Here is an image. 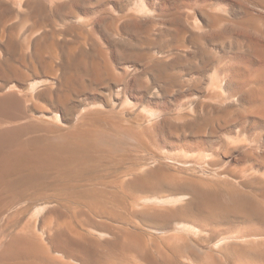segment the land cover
Returning <instances> with one entry per match:
<instances>
[{
  "label": "bare ground",
  "instance_id": "obj_1",
  "mask_svg": "<svg viewBox=\"0 0 264 264\" xmlns=\"http://www.w3.org/2000/svg\"><path fill=\"white\" fill-rule=\"evenodd\" d=\"M45 1L46 2L48 1L51 4V6L55 5V3H54L55 0H44V2ZM65 1L66 0H64V2ZM68 1L72 2L71 0H68ZM34 2H35V0H0V220H2L1 216H4L2 214H6L7 217H9V218L13 216V214L15 213L14 211H16L18 209L17 208L16 210H14L15 204H16L17 200L19 199L18 198L19 195H21L24 191H27V193H28V189L39 188L44 183L46 184L47 181H51V182L53 181L54 187L59 193H62L64 195L69 194V196L74 195L73 196L74 198L76 196L82 198L81 195H77L80 193L79 190H78V192H75L74 190H72V189L77 190V188H76L77 186L75 184L76 187L71 188L73 186V183H71V182H73L74 179H76L75 181H77L82 176L88 175L86 173H90V171H92V165L96 161L93 157V152H92L94 149L92 150L91 148L94 146V144H98L97 142H100L102 137L101 136H97V137L95 136L94 138H97V139H94L93 138L94 135H91L90 133L93 134V132H97V131L100 132V129H101L100 127L104 125L103 124L100 126L97 124V120H96V116H95V112H96L95 108L96 107H94V106L89 107V105L87 104V107H83L81 112L78 115L76 114L77 117L75 119L76 120L75 125L73 127H71V129H65L64 127L66 124L64 125L63 123H61L62 122L60 120L61 114H59L56 111V109H55L56 105L55 104H53L55 106L52 105L53 107L52 108L50 107V109H44V110L41 109L42 111L39 113V114H41L40 118L45 121V119H47V118L52 119L53 117H55L57 121L58 120L61 121L60 123L64 127L63 126L61 127V125L56 124L57 121L55 119L53 122L56 121V123L50 122L49 120L46 123H44V121L39 119V118H38L39 122L43 121V124H42V122L39 123V122L35 121L34 119H36L38 117V114H37V116H35V113L33 111L34 110V104L36 101L35 99L38 96H44V97L48 96L50 98V100L57 98L58 99L57 102H60L58 104H61V106H64V105H66L65 104L66 100L68 99V97L70 95L69 93H67V91H69L68 89L70 87H72V89H74L77 92H79L82 89V88L79 89L80 87L75 86L73 88V86H71V84L76 85L75 83H78L80 86L84 85L83 82H84L85 76L83 77L82 73L87 72L89 74L88 77L89 76L92 77V78L89 77V78H91L90 81L93 80L95 83V80H97V79L99 80V76L101 75V72L104 71L105 74H108L110 76L113 74V72H115V71H113L114 70L113 65H112L113 63L110 60L111 54L108 56L103 51V49L101 48V45H100V40L98 42V40H96L95 36H91V37H95V40H93V43L91 45L92 48L89 45L87 46L88 48L90 47L92 49V52L94 54L89 55L90 57H88L87 56L88 54H86L87 50L89 51V53L91 51L89 49L86 50V48H87L86 44L87 43L85 41H84L85 44L78 46V47H74L72 50H70V51L68 50V52H67V50L66 51L63 50L65 45H66L65 43H67V40H65L63 38L62 39L64 41L62 39H61L62 41L59 40V37L56 34L55 35L57 37L55 39L58 38V40L52 39L54 36V33H56L53 31V28H51L52 29L51 33H53V35L51 34L52 35V37H51L49 35L50 34L49 31L44 29L43 24H41L43 26V28L41 27L42 30L40 27H39L40 30H38L39 28L36 29V25L33 26V25H29V24L24 23L27 19L29 21L31 18L30 16L34 12H36V9H37L36 5L37 4H34ZM44 2L43 3L41 2V4L45 5L46 3H44ZM58 2L62 3L63 1L62 2L58 1ZM64 2L61 5L60 4L57 5V3H56L57 7H55V10H57L59 12L60 9H63L65 6H67V4H64ZM75 2H74V4H75ZM250 2H253V1H250ZM37 3H38V1H37ZM39 3H40V1H39ZM39 3H38V5L40 6L41 4H39ZM246 4H247V2H246ZM137 5H139V4H137ZM256 5L259 7V10H260V12L258 10L259 13L262 12L261 10L264 11V0H257ZM249 6H251V5H249ZM182 7H184V6H182ZM222 7H224V6H222ZM23 8H25L24 12L22 11ZM212 8H213V6H212ZM238 8H240V7H238ZM255 8H257V7H255ZM257 9H255V10H257ZM55 10H53V15H54ZM67 10H69V9L67 8ZM145 10H146V8H145ZM145 10H144V12H145ZM210 10H211V8H210ZM73 11H74V9H73ZM141 11H139V13ZM203 11H202V13H203ZM215 11H216V9H215ZM215 11H213V12H215ZM243 11L244 12L246 11L245 6L242 7V12L240 11L239 13L243 14ZM65 12H67V11H65ZM71 12L72 11L69 10V13H71ZM218 12L219 11H217V13L216 12L215 13L217 15H219V14L222 15V16H219V18L220 17L222 18L224 13L222 11L221 12L223 14L218 13ZM226 12H227V9H226ZM76 13H78V12H76ZM215 13L211 12L210 15L213 14V16H215ZM34 14H36V13H34ZM37 14H38V12H37ZM217 15H216V18H217ZM202 16H204V15H202ZM213 16L210 19L214 20L215 17L213 19ZM257 16H259V15H257ZM64 17H62V18H64ZM74 17H75V15H74ZM104 17H103V19H104ZM108 17H110V16H108ZM194 17H193V19H194ZM227 17H229V16L227 15ZM248 17H245V18H248ZM14 18H16L17 21L19 19H21L20 23L23 25L21 26L19 21L13 22ZM34 18H36V17H34ZM83 18L84 17H82V19ZM245 18H243V19H245ZM7 19H9V20L12 19L11 20L12 22L10 21L11 23H9V21H7ZM186 19H187V17H186ZM191 19H192V17H191ZM260 19H261V17H260ZM248 20H249V18H248ZM6 21H7V23H6ZM104 21H102V22H104ZM190 21L191 20H189L187 22L191 23ZM193 21L194 20H192V24H190L189 26L192 27V25L194 24V27H197V28L200 27V25L198 24L200 21L198 23L197 22L193 23ZM197 21H198V19H197ZM218 21L220 24L219 19L216 22H218ZM245 21H243V23L247 24ZM100 22H101V20H100ZM54 23H55V21H54ZM215 23H213V24H215ZM226 23H228V22H226ZM258 23H259V21H258ZM33 24H35V23H33ZM84 24H86V23H84ZM88 24H89V22H88ZM104 24H106V23H104ZM213 24L211 26H213ZM252 24H253V22H251V26H252ZM254 24H255V22H254ZM257 24H256V26L254 25V27L252 28V33L246 32L244 34L235 35V37H234V34H233V36L232 35L231 36H228V35L222 36L225 29L223 28L224 30L222 29L223 30L222 31L219 29V28H221L220 26H222V25H220L219 28H217L214 25L215 28L219 31L216 30L217 33H214V35H211L212 37H211V39H209L210 41L213 42V45L215 47L214 51H213V49H212L213 47L210 46V48L212 49L211 51L208 49L210 52L206 49L207 47L205 48V46L208 45V44L206 45V43H209L206 41L207 39L205 40V43H204V40H202L201 37H198V35H194L196 42L199 44L198 45L199 47L198 46L196 47V48H198V50H196L195 48L194 49L196 50V52H194L195 50H193V52L195 53L194 55L199 56V54H202L200 56L201 57V62H200L201 64L199 63L200 66L206 67L207 64H209V63L212 64L213 63L212 61L215 62L218 59L217 60L218 62L213 64V65L216 64L214 66V69L212 68L213 72L212 73L210 72L211 74L208 75V77H207L208 78L207 84L209 87L206 88V91H204L205 92V94H204L205 98L204 99H207V101L205 100V102H204V100H203L202 104L198 103L195 106L196 109H194L195 108L194 105H193V107H194L193 109L190 108L191 110H194V114L191 116L192 118H190L189 116H190V114L193 113V111L190 114L188 113L189 116L187 114H185V116H184L185 118H186V116H188L187 117V120H189L188 122H186L187 120L185 121V118L183 120H181L183 118V115L181 114L182 118L179 119L180 120L179 123H181V121H182V124H175V122H176L175 121V122H173L174 124L169 125L170 128L168 127L170 129L168 131V133L175 136L177 139L184 138L185 137L184 134H187L186 131L188 130L191 133L190 134L191 137L192 138L194 137L193 138V139H195L194 141H197V144L199 142L200 143L206 142V141L210 142L207 146L206 145L204 146V144L200 145L201 151H199V153L196 152V153H198V155H197L196 159L193 161H196V162H199V160L200 161L201 160L206 161V159L214 161L213 157H216L215 159H218V156L220 157L221 154L224 155L228 152H234L238 158L239 157L245 158V159H247V162L249 160V162H250L249 165L244 167L242 170L237 171V172H235V171L233 172V171L226 170V169L223 170L224 168L222 166L223 169L219 173L216 170L214 171V173L216 174L215 176H217V175L219 176L218 179L212 178L213 182H210L212 180H210V181L208 180L209 182L207 184L199 186V185H197V183L192 178L183 177V176H180L178 174H171V177H169V176H167L168 175L167 170H166L167 174L162 175L161 171L164 170V168L162 167L161 164H158V165L155 164L156 165L155 167H153V168L149 167V170L147 169L141 175L140 174L135 175L133 177L122 180L117 185L118 187H120V189L118 191H117V189L115 190L112 188V190L116 191V192L113 193L114 198L112 196V199H114V200L111 199L110 200L111 203H112V201H113V204H114V202L121 203L120 198H119V195H120L119 193H122V191L126 192V189H129L130 190L129 192H131L134 195L135 199H133V200L136 202V204L133 207L130 206L131 209H128L129 208L128 205L131 204L133 202V200H131L132 201L131 203H129L130 200H127V202H128L127 209L124 208V206L126 204L125 205L123 204V206H122V205H119L118 203H116L117 205H119L118 207H116V209L119 208L120 206H122V207H120V209L122 208L121 209L122 212H123V208H124L125 212L127 210L128 213L132 212L133 215L134 214H140L143 216L154 217L157 219H162L164 221H169L173 224V227H172L173 229L171 231L172 233L170 235H167V237H165L163 239L162 243L160 242L161 246H159V247L156 246L157 249H155L154 252L149 251V253L147 255L145 254L143 256L141 254L142 250H140V254H141L140 257L141 258L138 260L135 259L137 257L132 258L133 262H134L133 259H135V263L132 262L131 264H264V26H261L263 24V20H262L261 25L260 24L257 25ZM59 25H61V24H59ZM156 25H157V23H156ZM216 25H218V23ZM20 26L22 28V31L17 33V34H14L16 32L15 30L20 29L19 28ZM114 26H115V24H114ZM225 26H226V24H224V27ZM77 27L79 28V26H77ZM229 27L230 26H228V28ZM232 27H233V25H232ZM48 28H46V29H48ZM60 28H61V26H60ZM89 28H91V27H89ZM195 29H194V31H195ZM49 30H50V28H49ZM127 30L128 29H126V31ZM137 30H135V31H137ZM13 31H15V32L13 33ZM66 31H67V29H66ZM179 31L181 33V30H179ZM179 31H177V32L179 33ZM197 31H199V30H196V32ZM220 31H222V32H220ZM238 31H240V30H238ZM186 32L184 30V33H186ZM199 32L202 33L203 30L199 31ZM242 32H244V31H242ZM66 33H68V32H66ZM164 33H165V31H164ZM178 33H175V34L177 35ZM184 33L182 32L181 35H183ZM190 33H188V34H190ZM197 34H199V33H197ZM204 34H206V33H204ZM48 35L51 38H49ZM178 35H180V34H178ZM199 35H201V34H199ZM77 36H79V35H77ZM80 36H82L81 33H80ZM118 36H120V35H118ZM204 36L205 35H203V37ZM180 37H182V36H180ZM180 37H178V40L179 39L183 40ZM207 37L210 38L208 33H207ZM172 39L173 38H171L169 40H172ZM185 39H187V38H185ZM203 39H205V38H203ZM188 40L189 39H187L186 41H188ZM108 41H110V40H108ZM190 41H191V39H190ZM74 42H75V39H74ZM115 42L116 41H114V43ZM77 43H79V41H77ZM180 43H182V42H180ZM192 43H190V45ZM121 44L126 49L128 48L131 51L129 54H125L126 52L123 53L124 51L123 52L120 51L122 54L121 56H123L126 60L127 59H131V60L134 59L136 61H140V60H143L145 58L144 54L140 53L137 49V46L139 44L136 45V43L135 44L131 43V42H129V40H128L127 44L126 43L123 44L122 42H121ZM184 44H186V43L184 42ZM188 44L189 43H187V45ZM187 45L184 46V48H187ZM193 45L194 44H192V46ZM119 46H121V45H119ZM123 46H122V48H123ZM192 46H190V47H192ZM188 47H189V45H188ZM178 48L176 47V49H178ZM118 49H120V48H118ZM118 49H116V52H118ZM126 49H125V51H126ZM105 50H106V48H105ZM111 50H113V49H111ZM181 50L183 51V48H181ZM187 50L188 49H186L185 54H187L186 56H189L187 52L191 51V50H188V51ZM218 51L222 52V53H220L222 55L221 60H219L220 57H219ZM116 52H115V54H117ZM110 53H111V51H110ZM181 53L182 52H180V54ZM180 54H178V55H180ZM183 54H184V52H183ZM121 56H118V57L120 58ZM154 56L152 58V56L150 57V55H149L150 59L152 58V61L150 62V65H149L150 66L149 68H152V71L154 73V75L152 74V76H155L157 78L169 77L167 75L170 72H168V74H167L165 67L162 66L161 63H159L161 65L158 64V61L161 62L160 59L154 58ZM186 56L182 55L181 58L186 57ZM171 57H172V54H171ZM165 58H167V57H165ZM162 59H164V58H162ZM178 59L179 58H177L175 60L178 61ZM170 60H169V62H170ZM195 60H196V62L198 61L197 58ZM195 60H192L193 64L196 63V62H194ZM179 61H180V59H179ZM179 61H178V63H179ZM190 61H188V62H190ZM166 63L168 64V62H166ZM170 64L171 63H169V65ZM182 64H183V62H182ZM182 64H181V66H182ZM172 65L173 64H171V66ZM176 65H177V63H176ZM176 65H175V67H176ZM190 65H192V64L190 63ZM196 65H198V64H196ZM213 65H212V67H213ZM165 66H166V64H165ZM204 67H202V68H204ZM177 70H179V69L177 68ZM178 73L176 72V74H178ZM182 74H185V72ZM169 75L171 77L173 76L172 74H169ZM140 76H141V73H140ZM171 77H169V78H171ZM197 77H199V76H197ZM200 78H201L200 80H203L201 76H200ZM197 80H198V78H197ZM86 82H88V79ZM104 82H105V80H104ZM170 82H171V80H169V83ZM187 82H186V84H187ZM140 83H142V82H140ZM180 83H182V81ZM190 83H192V82L190 81ZM126 84H127V82H126ZM186 86H188V85H186ZM175 88H174V90H175ZM83 89H85V88H83ZM74 90H71V91H74ZM153 91H155V90H153ZM165 92H167V90ZM155 94L157 95V93H155ZM204 95H203V97H204ZM125 96H126V93H125ZM166 97H167V95H166ZM191 97L193 98V96H191ZM196 98H197V96H196ZM70 100L68 99L67 101H70ZM183 102L185 103V101H183ZM100 104H102V103H100ZM185 105H187V104H185ZM188 106H189V104H188ZM190 106H191V104H190ZM47 107H49V106L47 105ZM44 108H45V104H44ZM61 108H63V107H61ZM97 108H99V107H97ZM62 110H64V109H62ZM103 110H105L104 107H103ZM106 110H108V108ZM180 110H181V108H180ZM112 111L109 110V112H112ZM139 111H141V110L139 109ZM187 111L190 112V110H187ZM105 112L107 113V111H105ZM147 112H149V111H147ZM36 113H37V110H36ZM149 113H147V114H149ZM164 113H166V112L164 111ZM185 113H187V112L185 111ZM104 114L105 113H103V115ZM115 114H117V113H115ZM152 114H149V115H152ZM105 115L107 116V114H105ZM121 115H122V113H121ZM172 115H173V113H172ZM102 117H105V116H102ZM113 117H115V116H113ZM113 117H111L112 120H113ZM146 117H148V116L146 115ZM180 117L181 116H179V118ZM101 119H104V118H101ZM105 119H106V117H105ZM120 119L121 118H119V120ZM184 121L186 123H183ZM154 123H156V122H154ZM84 125H89V127L87 129L84 128L85 129L84 130V129H82V127ZM106 125H107V123H106ZM155 126H157V125L155 124ZM40 127H44L43 131L40 129ZM118 128H116V129H118ZM38 129L41 130L42 132L38 133L37 132V131H39ZM50 129H52V132L54 134L53 133H52V135L50 134V132H51ZM106 129H107V127H106ZM114 129H115V126H114ZM105 131H107V130H105ZM132 131H133V129H132ZM113 132H114V130H113ZM116 132H118V131H116ZM121 132L119 134L123 135V133H121ZM216 133H218V135L213 136ZM188 134L186 136H188ZM116 136H118V135H116ZM104 138H105V136H104ZM134 138L136 140H139L138 138H140V134L136 135ZM143 139H145V138H143ZM107 141L108 140L104 139L102 142L107 143ZM121 142H123V141H121ZM120 144H122V143H120ZM141 145H142V143H141ZM159 146H160V144H159ZM93 148H95V147H93ZM96 150H98V149H96ZM160 151L164 152L165 150H160ZM104 152H105V150H104ZM180 152H181V150L179 151V153ZM114 153H115V151H114ZM101 154H103V153H101ZM106 154H107V152H106ZM164 154H166V153H164ZM168 154H171V153H168ZM184 154H185V152H184ZM98 155L99 154H97V157H98ZM103 155L105 156V153ZM111 155L113 156V154H111ZM181 155H179V156H181ZM194 155H193V159L195 158ZM227 155H229V153ZM174 156L177 157L176 155H174ZM189 156H190V154H189ZM169 157L170 156H168V158ZM102 158H104V157H102ZM186 158L188 159L189 157L185 156L184 159H186ZM190 158L192 159L191 156H190ZM177 159L178 160L180 159L179 162H181V163L187 162V161L182 162L181 161L182 159L179 157H177ZM219 159L221 160V158H219ZM167 160L168 159H166V161ZM212 161L211 162L209 161L211 163L210 165H212V163H213ZM222 161H223V159H222ZM177 162L178 161H176L175 163H177ZM200 163L202 164L203 161ZM119 164H121V163H119ZM96 166H97V164H96ZM165 168H167V167H165ZM200 169H202V168H200ZM232 169H234V168H232ZM142 170H144V169H142ZM210 170H212V169H210ZM194 171H196V170L193 169V172H191V173H193V175H195ZM200 171L198 169V172H200ZM139 172H137V173H139ZM99 173H101V172L99 171ZM188 173H190V172H188ZM204 173H202V174H204ZM109 174H111V173H109ZM196 174H197V172H196ZM133 175H134V173H133ZM91 176H93V175H91ZM130 176H132V175H130ZM211 176L207 177V175H206L207 179H209ZM195 177H196V175H195ZM213 177H214V175H213ZM97 178H99V177L97 176ZM121 178H119V179H121ZM91 180H93V179H91ZM98 180H100V179H98ZM214 180H216V181H214ZM117 181H118V179H117ZM199 181H201V180H199ZM89 183H90V181H89ZM83 184H85V183H83ZM106 185H108V184H106ZM114 185H116V183H114ZM80 186H81V184H80ZM165 186L169 187V189H172V191L171 190H165V191L160 190L161 187H165ZM255 186L257 189L254 188ZM93 187H94V190L92 189ZM100 187H102V186H100ZM43 188H44V185H43ZM43 188H41V189H43ZM95 189H96L95 186H92L91 190L86 189L87 191H85L83 193L84 194L83 196H87V197H84L85 199H83V201H82V199H78L79 200L78 202H80V200H81V202H80L79 206L78 205L77 206L75 205V206L80 208V207H82L80 205L84 202V203H87L88 205L90 204L89 206H92L91 208L95 210V208H93L94 207L93 205L96 206V205L101 204L103 202V199H104V198L102 199L100 197V195L97 192V189L96 190ZM106 189H107V187H106ZM100 190L98 188V191H100ZM39 191H41V190L38 189V193H39ZM27 193L24 192V194H27ZM110 193L112 194V192H110ZM106 194H108V193H106ZM70 197L73 198L72 196H70ZM106 197L111 198V195L110 196L108 195ZM51 198H52V195H51ZM71 198L67 197L68 200L69 199L71 200ZM131 198H133V196H131ZM75 199H74V201L72 200V202H74V204L76 203ZM66 202L67 201H65V203ZM105 202H108V199ZM47 203H48V201H47ZM84 203L82 205H84ZM124 203H126V202H124ZM74 204H71V205L68 204V205H70V207L68 205L67 206L69 208H71V206ZM102 204H101V206H102ZM108 204H110V203H108ZM112 205H111V207H112ZM115 205H113V207ZM46 206H47V204H46ZM20 207H22V204ZM29 207H31V206H29ZM63 207L64 206H62V208ZM73 207L74 206H72V208ZM107 207H108V205H106V209H107ZM38 208H39V206L37 207V209ZM72 208L70 209L71 210L70 215L71 214L73 215L74 212H75V214L77 213L75 210L73 212ZM101 208H103V206ZM114 208H112V209L110 208V210H112V211L109 210V212L108 211L107 212L108 213L113 212ZM45 209H46V207H45ZM60 209H61V207H60ZM78 209H76V210L78 211ZM106 209L104 207L103 210H106ZM120 209H117L116 212L117 211L120 212ZM80 210L82 211L83 209L80 208ZM129 210H131V211H129ZM20 211H23V210H20ZM39 211L40 210L38 209L37 212H39ZM81 211H80V213H82ZM24 212H25V210H24ZM68 212L69 211H67V213ZM87 212L89 213V211H87ZM102 212H104V211H102ZM119 212H118V214H121ZM33 213H34V211H33ZM97 213H99V212H97ZM114 213H115V211H114ZM16 214H17V211H16ZM19 214L21 216V213H19ZM19 214H17V215H19ZM45 214H46V212L44 213V210H43V214H42L43 217L45 216ZM56 214H58V213H56ZM56 214H54V215L56 216ZM75 214L73 216L76 217ZM95 214H96V212H95ZM104 214H105V212H104ZM40 215H38V216H40ZM42 215L40 218H43ZM60 215L62 216L61 213H60ZM86 215L88 216V214H86ZM133 215H132V217H133ZM38 216L36 218L39 219ZM65 216L63 215V218H61V219L67 220V222H65L66 225H68V223L70 222L68 225V226H70L72 223V221L70 219L71 217L69 218V216H67L70 219V221H69V219H66L67 217L64 218ZM117 216H120V215H117ZM130 216H128V217L130 218ZM135 216L137 217V215H135ZM14 217L15 216H13L11 219L14 220L16 218V217L15 218ZM50 217L52 218V215ZM90 217H92V216H90ZM113 217H114V215H113ZM36 218H31V219L35 220ZM80 218H81V216H80ZM80 218L78 217V220ZM135 218H134V220H136ZM5 219L8 220L7 218H5ZM11 219H9V221H12ZM19 219H20V217H19ZM29 220H27L28 221L27 223H29L31 225L33 220H31V221H29ZM36 220L33 222L35 228H32L33 226L30 227L29 224L28 225L25 224L26 225L25 227L19 226V228H21L22 230L20 229L21 231H19V233L16 232L17 234L13 233V232L10 233L7 230V231H5L6 233L12 234V235H10V234L8 235V234L3 233L4 231L1 232V230H0V264H71V263H67L66 261H64V260H67L66 258L64 259V255H63V259L58 258L57 256L55 257L54 255L52 256L54 259L53 258L50 259L51 256L49 255V253L52 250L49 251L50 248L44 243L45 241L43 240V237L45 235L42 237H39L36 234L38 232L35 233V230H37L36 226H37V223L39 221V220H37V222H36ZM46 220H47V218H46ZM128 220H130V219H128ZM60 221H62V220H59V222ZM78 222L80 224L81 221H78ZM3 223L4 224L2 225L3 227H1V229L4 228V226H6V225L8 226L9 222H7V224H5V222H3ZM25 223H26V221H25ZM39 223H40V221H39ZM65 223H58V221H57V223L54 225L53 220H51L50 226H47V223L45 226H46V228H50V233H52L51 231L54 230L55 233L57 234V236L62 237L61 235H62L63 231L65 230V232H67L65 229V227L67 228V226L66 225H65V227L63 226ZM139 223H140V221L138 222V225L140 226L141 224H139ZM35 224H36V226H35ZM81 224H82V222H81ZM112 224H113V222H112ZM119 224L120 223H118V224L116 223V225H119ZM100 225H101V223H100ZM41 226H42V224H41ZM121 226L123 228L124 225H121ZM136 226H137V224H136ZM77 227H82V226L78 225ZM132 227H134V225ZM141 227H143V226H141ZM170 227H171V225H170ZM5 228H7V227H5ZM46 228H45V230H46ZM147 228H145V229H147ZM77 229H79V228H77ZM145 229H143V230H145ZM17 230H19V229H14L13 231H17ZM73 230H75L74 236L75 235L77 236V233H76L77 230L75 228ZM118 231H117V233H118ZM141 232H142V230H141ZM155 232H156V230H155ZM168 232H166V233H168ZM46 233H48V232H46ZM69 233H68V235H69ZM117 233H116V236L119 238L124 235V234L120 233V234H122V236H120L119 234L117 235ZM13 234H16V235H13ZM40 234H42V232ZM43 234H45V232ZM147 234L150 235V232ZM46 235H48V234H46ZM91 235H92V233H91ZM146 235H145V237H146ZM190 236H193V237L195 236L196 238L201 237V236L202 237L206 236L209 238V240L211 241L209 243H211V244L209 246V249L207 248L208 251L206 252L205 257L200 258V259L199 258L196 259V256H194V254L196 252L193 254V253H191V251H189L187 249V246H186L187 244L185 243V241L187 240L188 237L191 239ZM45 237L49 238V236L48 237L45 236ZM51 237H52V235H51ZM63 237H65V236H63ZM113 237H112V240L108 238L106 242L107 243L109 242L111 244L116 242L115 244L117 246L118 242L116 240H120V239H116L113 242V240H114ZM193 237L191 240H193ZM76 238L79 239L80 237L78 238V236H77ZM96 238H98V237H96ZM151 238L153 239V237H151ZM53 239H52V241H53ZM68 239H69V236H68ZM103 239H105V238H103ZM147 239L149 240V238H147ZM157 239L160 241L159 238H157ZM45 240H47V239H45ZM62 240H64V239H62ZM80 240H81V238H80ZM206 240H207V238H206ZM65 241H66V243H68L67 240H65ZM141 241H144V240L142 239ZM154 241L156 242L157 240H154ZM56 242L58 243V240ZM59 242H60V240H59ZM78 242H79V240H78ZM119 242H121V241H119ZM47 243H49V241ZM79 243H81V241ZM79 243L77 244V246L75 245L74 249H72L69 252L74 253L73 250L75 251V247H79L78 246V245H80ZM142 243H141V245L143 246L144 243L143 244ZM195 243H197V242H195ZM154 244H158V243L156 242ZM197 244L199 245V243H197ZM82 245H83V243H82ZM112 245L115 246L114 244H112ZM141 245H140V248H141ZM71 246H72V244H71ZM136 246H138V245H136ZM194 246H196V245H194ZM51 247H53V246H51ZM149 247H151V246H149ZM154 247H155V245H154ZM91 248H92V246H91ZM124 248H125V246H124ZM143 248H144V246L141 249H143ZM85 249H86V247H85ZM132 249H135V248L133 247ZM136 249H137V247H136ZM62 250H61V252L59 251L60 253L58 252L59 255L62 253ZM191 250H193V249H191ZM204 250H206V249H204ZM66 251H67V248H66ZM77 251H78V249L75 251V254ZM109 251L113 252L114 250H109ZM63 252L65 253V250H63ZM131 252H134V250ZM192 252H194V251H192ZM97 253L98 252H95V253L91 252V255L94 256V258L99 257L101 259L104 258L106 260L105 255H104L105 256L104 257L102 254L99 255ZM66 254H67V252H66ZM115 254L117 256L118 253H115ZM136 254H138V252ZM87 255H90V253ZM91 255L89 257H92ZM113 255H114V253H113ZM113 255L110 254L111 257ZM120 255H121V253H120ZM197 255H198V257L202 256V252H201V254L197 253ZM60 256H62V254ZM65 256H67V255H65ZM111 257H110V259H111ZM36 258H39V260L36 261ZM113 258L114 257H112V260L108 259L109 264H118V262L115 261V258L114 259ZM121 259L123 260L124 258L121 257ZM121 259H120L119 263H121ZM48 261L50 263H48ZM101 261H103V259ZM107 261H105V262H107ZM103 262H102V264H103ZM127 263H125V264H127Z\"/></svg>",
  "mask_w": 264,
  "mask_h": 264
},
{
  "label": "rangeland",
  "instance_id": "obj_2",
  "mask_svg": "<svg viewBox=\"0 0 264 264\" xmlns=\"http://www.w3.org/2000/svg\"><path fill=\"white\" fill-rule=\"evenodd\" d=\"M38 1V3H39V1H40V3L39 4H41V2L43 3L44 2V0L42 1V0H37ZM37 1L35 0V2H34V4H37L36 6H37V9H36V12H34V13H36V14H32L30 17L32 18H30V20L28 21V19L24 22V23H26V24H29V25H36V29L37 28H43V26H44V29L45 30H48L49 31V35L52 37V35H53V33H51V31H52V29L51 28H53V31L54 32H56V33H54V36H53V38L52 39H55L57 36L59 37V40H61L62 38L63 39H65V40H67V43H65L66 45H65V47H64V49L63 50H67V52H68V50L70 51V50H72L74 47H78V46H81V45H83V44H85L84 43V41L87 43L86 44V47L89 45L91 48H92V43H93V40H95V37H96V40H98V42H99V40H100V45H101V48L103 49V51L109 56L110 54V56H111V58H110V60L112 61V65H113V71H115V72H113V74L110 76V75H108V74H105V72L103 71V72H101V75L99 76V80L97 79V80H95V83H94V81L93 80H91L90 81V79L92 78L91 76H89V77H91V78H89L88 77V73L87 72H84V73H82L83 75V77H84V82H83V84L84 85H82V86H80L78 83H75L76 85H72L71 84V86H73V88L76 86V87H80L79 89H83V88H85V89H81L79 92H77V91H75L74 89H72V87H70L68 90L69 91H67V93H69L68 95H69V97H68V99L70 100V101H67L66 100V105H64V106H61V104H58V103H60V102H57L58 101V99L57 98H54V99H51L50 100V98L48 97V96H38L35 100V104H34V113H35V116H37V114H38V117L36 118L35 116V118L36 119H34L35 121H37V122H39V119H41L40 117V115L41 114H39L42 110L41 109H50V107L52 108L53 106H55L56 108V111L59 113V114H61V121H57L56 120V118L55 117H51L52 119H45V121L43 120V119H41V120H43L44 121V123H46L48 120L50 121V122H53L54 121V119L57 121V123H56V121L55 122H53V123H56V124H59V125H61V123H63L64 125H65V127L63 126V125H61V127L63 126L65 129H71V127H73L74 125H75V123H76V117H77V115L81 112V110L83 109V107H87V104L89 105V107H92V106H94V107H96L95 109H96V112H95V116H96V120H97V124L98 125H103V126H101L100 128V132H93V134L92 133H90L91 135H94L93 136V138L96 136H101L102 137V139H101V141L100 142H97L98 144H94V146L93 147H95V148H91L93 151V157H94V159L96 160L95 161V163L92 165V171H90V173H86V174H88V175H84V176H82L80 179H78L77 181H75L76 179H74L73 180V182H71V183H73V186L71 187V188H75L76 186V188H77V190L76 189H72V190H74L75 192H78V190H79V194H77V195H81V197L82 198H80V197H73L74 195H70V196H72L76 201V203L74 204V202H72V200L74 201V199L73 198H71L70 196H69V194H66V195H64V194H62V193H59L56 189H55V187H54V182L52 181H47L46 182V184L44 183L43 185H44V188H43V185L41 186V187H39V188H31V189H28V193H27V191H24V192H26L27 194H24V192L21 194V195H19V199L17 200V202H16V204H15V208H14V210H16L17 208V214H19V213H21V216H20V214L19 215H17L16 214V211H14L15 213V215L13 214V216H15L14 218V220L13 219H11L12 217H7V215L6 214H2V215H4V216H1V218H2V220H0V230H1V232H3V233H5V234H10L11 232H13V233H19V231H21L22 229L21 228H19V226L20 227H25L26 225L25 224H29V223H27L28 221L27 220H29V221H31V220H33V222L37 219V220H39L40 221V223H39V221H38V223H37V226H36V224H35V226H36V228H37V230H35V233L36 232H38V233H36L39 237H42V236H49V238H46L45 236L43 237V240L45 241L44 243L50 248V250L49 251H51L50 253H49V255L51 256V258L50 259H52L53 257V255L56 257H58V258H61V259H63V255H64V259L66 258L67 260H64V261H66L67 263H71V264H102V262H103V264H109V260H112V257H114L115 258V261L116 262H118V264H125V263H127V264H131L133 261H132V258H135V257H137V258H135V259H140L141 257H140V255L142 254V256L143 255H147L148 253H149V251L150 252H154L155 251V249H157L156 248V246L157 247H159V246H161V243H162V241H163V239L165 238V237H167V235H170L172 232V227H173V224L171 223V222H169V221H164V220H162V219H157V218H154V217H149V216H143V215H140V214H134L133 215V213L132 212H129L128 213V211L126 210V212L124 211L125 209L124 208H126L127 209V207L129 206V208L128 209H131V207H133L135 204H136V202L133 200V199H135L134 198V195L131 193V192H129L130 190L129 189H126V192L125 191H122V193H119L120 195H119V198H120V202L121 203H119V202H114V204H113V201H112V203H111V199H112V196H113V193H115L116 191H113L112 190V188L113 189H117V191L120 189V187H118L117 185L122 181V180H125V179H127V178H130V177H133V176H135V175H141L144 171H146L147 169L149 170V167L150 168H153V167H155L156 165H158V164H161L162 165V167L164 168V170H162L161 171V173H162V175H166L167 174V171H168V175L167 176H169V177H171V174H178V175H180V176H183V177H188V178H192L196 183H197V185H199V186H201V185H204V184H207L210 180H212V181H210V182H213V179L212 178H214V179H218L219 178V176L217 177V176H215L216 174L214 173V171L216 170L218 173L223 169V170H230V171H235V172H237V171H240V170H242L244 167H246V166H248L249 165V160H248V162H247V159H245V158H238L237 156H236V154L234 153V152H228L229 153V155H227L228 153H226V154H224V155H220V157L218 156V159H215L216 157H213V160L214 161H212V160H208V159H206V161L205 160H199V162H196V161H193V160H195L196 159V157H197V155H198V153H199V151H201V149H200V145H202V144H204V146L206 145H208L210 142L209 141H206V142H202V143H198L197 144V141H194L195 139H193L192 137H191V133L187 130L186 131V133L188 134V136H186L187 134H184V138H181V139H177L175 136H173V135H171L170 133H168V131L170 130L169 128V125L170 124H174L173 122H175V124H182V121H181V123H179V119H181L182 118V115H183V118L181 119V120H183L185 117V114H187L188 115V113L190 114V113H192V111H193V113L192 114H190V118H192L191 116L194 114V110H191V109H193L198 103H200V104H202L203 103V100H204V102H205V100L207 101V99H204L205 98V92L204 91H206V88H208L209 86H208V84H207V82H208V75H210L213 71H212V68L214 69V66L216 65H213L214 63H217L218 61V59L214 62V61H212L213 63L211 64V63H209V64H207L206 65V67H204V66H200V62H201V55L202 54H199V56L198 55H194L195 53L194 52H196V50H198V48H196L199 44L196 42V40H195V37H194V35H198V37H201L202 38V40H204V43H205V40L207 41V42H209V43H206V45L207 46H205V48L208 50H212L213 49V51H214V45H213V42L212 41H210L209 39H211V35H214V33H217V31H219V30H217L216 28H215V26L217 27V28H219V26L220 25H222V26H220L221 28H219L220 30H222L223 28L225 29H223L224 30V32H223V34H222V36H233V34H234V37H235V35H240V34H244V33H252V28L254 27V25L256 26V24L258 23V21H259V23L257 24V25H261V23H262V20H263V24L261 25V26H264V11L263 10H261L262 12V14L261 13H259L260 12V10H259V7L256 5V3H257V0H71L72 2H69L68 0H66L65 2H64V0H55V5H52L51 6V4L47 1H45L44 3H46L45 5H43V4H41L40 6L38 5V3H37ZM58 1H63L64 2V4H67V6H65L63 9H60L59 10V12L57 11V10H55V7H57V5H61L62 3H59ZM76 1V2H75ZM250 1H253V2H250ZM58 2V3H57ZM74 2H75V4H74ZM222 2V3H221ZM238 2V3H237ZM246 2H247V4H246ZM49 3V4H48ZM53 3V4H54ZM56 3H57V5H56ZM73 3V4H72ZM90 3V4H89ZM162 3V4H161ZM236 3V4H235ZM249 3V4H248ZM137 4H139V5H137ZM209 4V5H208ZM239 4V5H238ZM245 4V5H244ZM76 5V6H75ZM221 5V6H220ZM238 5V6H237ZM249 5H251V6H249ZM54 6V7H53ZM75 6V7H74ZM83 6V7H82ZM136 6V7H135ZM140 6V7H139ZM144 6V7H143ZM182 6H184V7H182ZM212 6H213V8H212ZM222 6H224V7H222ZM243 6H245L246 7V11L244 12L243 11V14L242 13H239L240 11L242 12V7ZM74 7V8H73ZM207 7V8H206ZM211 8V10H210V8ZM216 7V8H215ZM238 7H240V8H238ZM255 7H257V8H255ZM40 8V9H39ZM67 8L70 10V11H72L71 13H69V10H67ZM74 9V11H73V9ZM142 8V9H141ZM145 8H146V10H145ZM200 8V9H199ZM225 10H224V9ZM55 10L54 11V15H53V10ZM136 11H135V10ZM185 9V10H184ZM192 11H191V10ZM215 9H216V11H215ZM218 9V10H217ZM222 9V10H221ZM226 9H227V12H226ZM250 9V10H249ZM255 9H257V10H255ZM27 10V9H26ZM40 10V11H39ZM138 10V11H137ZM142 10V11H141ZM144 10H145V12H144ZM204 10V11H203ZM224 13H222L221 11ZM229 10V11H228ZM232 10V11H231ZM238 10V11H237ZM249 10V11H248ZM258 10H259V12H258ZM22 11L24 12L25 11V8H23L22 9ZM48 11V12H47ZM52 11V12H51ZM65 11H67V12H65ZM78 12V13H76V12ZM109 11V12H108ZM112 11V12H111ZM139 11H141L140 13H139ZM184 11V12H183ZM202 11H203V13H202ZM212 13H217V11H219L218 13H221V14H223V17L221 18H219V16H222V15H217L216 13H215V16H213V14H211L212 16H213V19H214V17H215V21L214 20H212V19H210V18H212V16L210 15V13L211 12ZM213 11H215V12H213ZM231 11V12H230ZM248 11V12H247ZM256 11V12H255ZM37 12H38V14H37ZM40 12V13H39ZM52 14H51V13ZM147 12V13H146ZM247 12V13H246ZM251 12V13H250ZM60 13V14H59ZM187 13V14H186ZM194 13V14H193ZM239 13V14H238ZM44 14V15H43ZM46 14V15H45ZM58 16H57V15ZM62 14V15H61ZM136 14V15H135ZM35 15V16H34ZM39 15V16H38ZM41 15V16H40ZM66 15V16H65ZM74 15H75V17H74ZM175 15V16H174ZM186 15V16H185ZM191 15V16H190ZM196 15V16H195ZM202 15H204V16H202ZM216 15H217V18H216ZM227 15L229 16V17H227ZM257 15H259V16H257ZM50 16V17H49ZM61 16V17H60ZM65 16V17H64ZM68 16V17H67ZM105 16V17H104ZM108 16H110V17H108ZM139 16V17H138ZM146 16V17H145ZM177 16V17H176ZM195 16V17H194ZM227 18H226V17ZM232 16V17H231ZM249 16V17H248ZM34 17H36V18H34ZM42 19H41V18ZM62 17H64V18H62ZM82 17H84L83 19H82ZM100 17V18H99ZM103 17H104V19H103ZM112 17V18H111ZM186 17H187V19H186ZM191 17H192V19H191ZM193 17H194V19H193ZM245 18V17H248L249 18V20H248V18H245V19H243V18ZM260 17H261V19H260ZM44 18V19H43ZM52 18V19H51ZM145 18V19H144ZM150 18V19H149ZM190 18V19H189ZM209 20H208V19ZM236 18V19H235ZM253 18V19H252ZM257 18V19H256ZM10 19V18H9ZM9 19H7V21H9V23H11L12 21V19L11 20H9ZM19 19V18H18ZM61 19V20H60ZM75 21H74V20ZM108 19V20H107ZM111 19V20H110ZM152 19V20H151ZM176 19V20H175ZM197 19H198V21H197ZM220 20V24H219V21L218 22H216L217 20ZM229 19V20H228ZM235 19V20H234ZM36 20V21H35ZM51 20V21H50ZM66 20V21H65ZM81 20V21H80ZM100 20H101V22L102 21H104V22H100ZM115 20V21H114ZM189 20H191L190 22L191 23H189V22H187V21H189ZM192 20H194L193 21V23L194 22H199L198 24L200 25V27H194V24L192 25V27L191 26H189L190 24H192ZM246 20V21H245ZM7 21H6V23H7ZM11 21V22H10ZM14 21H16V22H18L19 21V23L21 22V19H19L18 21H17V19L16 18H14L13 19V22ZM44 21V22H43ZM54 21H55V23H54ZM57 21V22H56ZM99 21V22H98ZM113 21V22H112ZM120 23H119V22ZM212 21V22H211ZM238 21V22H237ZM243 21H245L247 24H245V23H243ZM253 22V24H252V26H251V22ZM76 22V23H75ZM78 22V23H77ZM80 22V23H79ZM82 22V23H81ZM88 22H89V24H88ZM95 22V23H94ZM108 22V23H107ZM216 22V23H215ZM226 22H228V23H226ZM254 22H255V24H254ZM33 23H35V24H33ZM57 23V24H56ZM84 23H86V24H84ZM104 23H106V24H104ZM156 23H157V25H156ZM165 23V24H164ZM179 23V24H178ZM202 25H201V24ZM213 23H215V24H213ZM218 23V25H216ZM21 24V23H20ZM19 24V25H20ZM41 24H43V26L41 25ZM59 24H61V25H59ZM114 24H115V26H114ZM119 24V25H118ZM132 24V25H131ZM213 24V26H211ZM224 24H226V26L224 27ZM230 24V25H229ZM23 24H21V26H22ZM50 25V26H49ZM57 25V26H56ZM71 25V26H70ZM156 25V26H155ZM167 25V26H166ZM173 25V26H172ZM177 25V26H176ZM206 25V26H205ZM232 25H233V27H232ZM238 25V26H237ZM21 26L19 27L20 29H17V30H15V31H13V33L14 34H17V33H19V32H21L22 31V28H21ZM60 26H61V28H60ZM77 26H79V28L77 27ZM84 26V27H83ZM101 26V27H100ZM104 26V27H103ZM163 26V27H162ZM228 26H230L229 28H228ZM236 26V27H235ZM50 28V30H49V28ZM56 27V28H55ZM59 27V28H58ZM89 27H91V28H89ZM117 27V28H116ZM123 27V28H122ZM156 27V28H155ZM172 27V28H171ZM177 27V28H176ZM194 27V28H193ZM208 27V28H207ZM213 27V28H212ZM35 28V27H34ZM40 28L38 29V30H40ZM42 28H41V30H42ZM46 28H48V29H46ZM84 28V29H83ZM103 28V29H102ZM112 28V29H111ZM154 28V29H153ZM176 28V29H175ZM193 28V29H192ZM196 28V29H195ZM228 28V29H227ZM66 29H67V31H66ZM83 29V30H82ZM125 29V30H124ZM126 29H128L127 31H126ZM138 29V30H137ZM144 29V30H143ZM166 29V30H165ZM169 29V30H168ZM173 29V30H172ZM194 29H195V31H194ZM203 30V32L204 33H206V34H204L203 32L202 33H200L199 31H202ZM232 29V30H231ZM243 29V30H242ZM56 30V31H55ZM62 30V31H61ZM96 30V31H95ZM110 32H109V31ZM115 30V31H114ZM135 30H137V31H135ZM172 30V31H171ZM179 30H181V33L183 32L184 33V30H185V32L186 33H184L183 35H181V33H180V31ZM196 30H199V31H197L196 32ZM217 30V31H216ZM222 30V31H223ZM235 30V31H234ZM238 30H242V31H244V32H240V31H238ZM65 31V32H64ZM70 31V32H69ZM77 31V32H76ZM101 31V32H100ZM123 31V32H122ZM149 31V32H148ZM154 31V32H153ZM164 31H165V33H164ZM177 31H179V33L177 32ZM222 31H220V32H222ZM230 33H229V32ZM234 31V32H233ZM238 33H237V32ZM59 32V33H58ZM62 32V33H61ZM66 32H68V33H66ZM92 34H91V33ZM136 32V33H135ZM141 32V33H140ZM163 32V33H162ZM169 32V33H168ZM191 32V33H190ZM227 32V33H226ZM80 33H81V35L82 36H80ZM90 33V34H89ZM124 33V34H123ZM175 33H178V34H180V35H176ZM188 33H190V34H188ZM197 33H199V34H201V35H199V34H197ZM207 33L209 34V36H210V38L209 37H207ZM52 34V35H51ZM57 36H56V35ZM64 34V35H63ZM68 34V35H67ZM76 34V35H75ZM138 34V35H137ZM140 34V35H139ZM154 34V35H153ZM158 34V35H157ZM167 34V35H166ZM172 34V35H171ZM48 35V37L49 38H51L50 36ZM77 35H79V36H77ZM99 35V36H98ZM107 35V36H106ZM118 35H120V36H118ZM176 35V36H175ZM203 35H205L204 37H203ZM76 36V37H75ZM91 36H95V37H91ZM161 36V37H160ZM180 36H182V37H180ZM190 36V37H189ZM85 37V38H84ZM88 37V38H87ZM91 37V38H90ZM107 37V38H106ZM153 37V38H152ZM173 38L172 40H169V39H171V38ZM178 37H180V38H182L183 40H181V39H179L178 40ZM207 37V38H206ZM72 38V39H71ZM82 38V39H81ZM92 40H90V39ZM100 38V39H99ZM138 38V39H137ZM168 38V39H167ZM185 38H187V39H189L188 41H186L187 39H185ZM203 38H205V39H203ZM62 39V40H63ZM69 39V40H68ZM74 39H75V42H74ZM84 39V40H83ZM87 41H86V40ZM125 41H124V40ZM134 39V40H133ZM161 39V40H160ZM167 39V40H166ZM190 39H191V41H190ZM55 40H58V38L57 39H55ZM61 40V41H62ZM108 40H110V41H108ZM128 40H129V42H131V43H136V45H138L137 46V49H138V51L140 52V53H143L144 54V56H145V58L143 59V60H140V61H136V60H134V59H125L123 56H121L122 54H121V52L120 51H124L123 53H125V54H129L131 51H130V49H126L122 44H121V42L123 43V44H127L128 43ZM177 40V41H176ZM195 42H194V41ZM64 41V40H63ZM77 41H79V43H77ZM90 41V42H89ZM114 41H116L115 43H114ZM156 41V42H155ZM161 41V42H160ZM179 41V42H178ZM190 41V42H189ZM180 42H182V43H180ZM184 42L186 43V44H184ZM193 42V43H192ZM73 43V44H72ZM91 43V44H90ZM102 43V44H101ZM158 43V44H157ZM187 43H189L188 45H189V47L190 46H192V44H194L192 47H188V45H187ZM190 43H192L191 45H190ZM111 44V45H110ZM118 45V46H117ZM119 45H121V46H119ZM179 45V46H178ZM181 45V46H180ZM187 45V48H184V46H186ZM196 45V46H195ZM115 46V47H114ZM122 46H123V48H122ZM165 46V47H164ZM169 46V47H168ZM209 46V47H208ZM210 46L211 47H213L212 49L210 48ZM70 47V48H69ZM86 48V50L87 49H89L91 52L89 53V51L87 50V53L86 54H88L87 56L88 57H90L89 55H93L94 53L92 52V49L91 48ZM104 47V48H103ZM143 47V48H142ZM176 47L179 49H176ZM183 48V51L181 50V48ZM199 47V46H198ZM68 48V49H67ZM105 48H106V50H105ZM108 48V49H107ZM113 49V50H111V49ZM118 48H120V49H118ZM142 48V49H141ZM147 48V49H146ZM196 50H195V49ZM110 49V50H109ZM116 49H118V52H116ZM122 49V50H121ZM125 49H126V51H125ZM159 49V50H158ZM186 49H188V50H191V51H188L187 53H188V55L190 56H186L187 54H185V52H186ZM143 50V51H142ZM193 50H195L194 52H193ZM208 50V51H209ZM216 50V49H215ZM219 50V49H218ZM110 51H111V53H110ZM114 51V52H113ZM147 51V52H146ZM178 51V52H177ZM209 51V52H210ZM115 52L117 53V54H115ZM156 52V53H155ZM180 52H182L181 54H180ZM183 52H184V54H183ZM190 52V53H189ZM149 53V54H148ZM158 53V54H157ZM218 53H219V57H220V59L219 60H221L222 59V55L220 54V53H222L221 51H218ZM115 54V55H114ZM148 54V55H147ZM166 54V55H165ZM171 54H172V57H171ZM178 54H180V55H178ZM121 56L120 58L118 57V56ZM149 55H150V57L152 56V58H153V56H154V58H158V59H160V61L161 62H159L158 61V64L159 63H161L162 64V66H164L165 67V69H166V72H167V74H168V72H170L169 74H172L173 76L171 77L169 74L167 75V76H169V77H171V78H169V77H167V78H164V77H162V78H157V77H155V76H152V74L154 75V73H153V71H152V68H149L150 66V62L152 61V58L150 59V57H149ZM186 56V57H183V58H181V56ZM193 55V56H192ZM149 57V58H148ZM160 57V58H159ZM164 58V59H162V58ZM165 57H167V58H165ZM169 57V58H168ZM189 57V58H188ZM195 57V58H194ZM218 57V58H219ZM177 58H179L180 59V61H179V59H178V61H179V63H178V61L177 60H175V59H177ZM197 58V62H196V59ZM120 59V60H119ZM122 59V60H121ZM146 59V60H145ZM162 59V60H161ZM171 59V60H170ZM189 59V60H188ZM125 60V61H124ZM149 60V61H148ZM169 60H170V62H169ZM183 60V61H182ZM191 60V61H190ZM192 60H195L194 62H196V63H194L193 64V62H192ZM124 61V62H123ZM135 61V62H134ZM172 61V62H171ZM188 61H190V62H188ZM166 62H168V64L166 63ZM177 63V65H176V63ZM182 62H183V64H182ZM169 63H171V64H173L172 66H171V64L169 65ZM182 64V66H181V64ZM190 63L192 64V65H190ZM200 63V64H199ZM161 64H159V65H161ZM165 64H166V66H165ZM196 64H198V65H196ZM147 65V66H146ZM175 65H176V67H175ZM212 65H213V67H212ZM192 66V67H191ZM200 66V67H199ZM129 67V68H128ZM147 67V68H146ZM167 67V68H166ZM191 67V68H190ZM195 69H194V68ZM202 67H204V68H202ZM135 68V69H134ZM137 68V69H136ZM170 68V69H169ZM174 68V69H173ZM177 68L179 69V70H177ZM199 68V69H198ZM130 69V70H129ZM142 69V70H141ZM181 69V70H180ZM202 69V70H201ZM211 69V70H210ZM136 70V71H135ZM140 71V72H139ZM146 71V72H145ZM150 71V72H149ZM178 73V74H176V72ZM128 72V73H127ZM144 72V73H143ZM185 72V74H182V73H184ZM188 72V73H187ZM211 72V73H210ZM116 75H115V74ZM135 73V74H134ZM139 73V74H138ZM140 73H141V76H140ZM207 73V74H206ZM134 74V75H133ZM147 74V75H146ZM188 74V75H187ZM140 77H139V76ZM144 75V76H143ZM195 75V76H194ZM197 76H199V77H197ZM200 76L202 77V79L203 80H200L201 78H200ZM102 77V78H101ZM114 77V78H113ZM185 77V78H184ZM88 79V82H86L87 81V79ZM147 78V79H146ZM151 78V79H150ZM154 78V79H153ZM193 78V79H192ZM197 78H198V80H197ZM117 79V80H116ZM120 79V80H119ZM183 79V80H182ZM101 80V81H100ZM104 80H105V82H104ZM119 80V81H118ZM169 80H171V82L169 83ZM173 80V81H172ZM165 81V82H164ZM179 81V82H178ZM182 81V83H180ZM188 81V82H187ZM190 81L192 82V83H190ZM202 81V82H201ZM97 82V83H96ZM126 82H127V84H126ZM136 82V83H135ZM140 82H142V83H140ZM148 82V83H147ZM174 82V83H173ZM179 84H177V83ZM186 82H187V84H186ZM198 82V83H197ZM195 83V84H194ZM201 83V84H200ZM117 84V85H116ZM169 84V85H168ZM172 84V85H171ZM194 84V85H193ZM86 85V86H85ZM184 85V86H183ZM186 85H188V86H186ZM191 85V86H190ZM165 86V87H164ZM176 88H175V87ZM140 87V88H139ZM192 87V88H191ZM194 87V88H193ZM147 88V89H146ZM162 88V89H161ZM165 88V89H164ZM174 88H175V90H174ZM120 89V90H119ZM157 89V90H156ZM179 89V90H178ZM71 90H74V91H71ZM153 90H155V91H153ZM167 90V92H165ZM171 92H170V91ZM71 91V92H70ZM153 91V92H152ZM157 91V92H156ZM169 91V92H168ZM77 92V93H76ZM85 92V93H84ZM160 92V93H159ZM173 92V93H172ZM125 93H126V96H125ZM155 93H157V95L155 94ZM74 96H73V95ZM162 94V95H161ZM121 95V96H120ZM159 95V96H158ZM165 97H164V96ZM166 95H167V97H166ZM202 95V96H201ZM203 95H204V97H203ZM71 96V97H70ZM156 96V97H155ZM191 96H193V98L191 97ZM196 96H197V98H196ZM195 98V99H194ZM203 98V99H202ZM194 99V100H193ZM201 99V100H200ZM56 100V101H55ZM183 101H185V103L183 102ZM191 101V102H190ZM197 101V102H196ZM56 102V103H55ZM91 104H90V103ZM42 103V104H41ZM100 103H102V104H100ZM196 103V104H195ZM44 104H45V108H44ZM53 104H55V105H53ZM85 104V105H84ZM136 104V105H135ZM185 104H187V105H185ZM188 104H189V106H190V104H191V106L189 107L188 106ZM47 105L49 106V107H47ZM53 105V106H52ZM70 105V106H69ZM102 105V106H101ZM104 105V106H103ZM193 105H194V107H193ZM101 106V107H100ZM134 106V107H133ZM153 106V107H152ZM187 106V107H186ZM61 107H63V108H61ZM81 107V108H80ZM93 107V108H94ZM97 107H99V108H97ZM103 107H104V109L105 110H103ZM136 107V108H135ZM144 107V108H143ZM179 107V108H178ZM108 108V110H106ZM143 108V109H142ZM153 108V109H152ZM180 108H181V110H180ZM189 108V109H188ZM191 108V109H190ZM62 109H64V110H62ZM135 109V110H134ZM139 109L141 110V111H139ZM179 109V110H178ZM185 109V110H184ZM194 109H196V107L194 108ZM36 110H37V113H36ZM109 110L110 111H112V112H109ZM149 111V112H147V111ZM187 110H190V112H188ZM79 111V112H78ZM100 111V112H99ZM105 111H107V113L105 112ZM143 111V112H142ZM146 111V112H145ZM164 111L166 112V113H164ZM184 111V112H183ZM185 111L187 112V113H185ZM63 112V113H62ZM130 112V113H129ZM175 112V113H174ZM177 112V113H176ZM179 112V113H178ZM181 112V113H180ZM66 113V114H65ZM101 113V114H100ZM103 113H105V114H107V116L104 114L103 115ZM115 113H117V114H115ZM121 113H122V115H121ZM135 113V114H134ZM143 113V114H142ZM148 116V117H146V115ZM147 113H149V114H152V115H149V114H147ZM172 113H173V115H172ZM77 114V115H76ZM111 114V115H110ZM132 114V115H131ZM162 114V115H161ZM179 114V115H178ZM182 114V115H181ZM66 115V116H65ZM75 115V116H74ZM115 116V117H113V116ZM138 115V116H137ZM102 116H105L106 117V119H105V117H102ZM121 116V117H120ZM154 116V117H153ZM172 116V117H171ZM179 116H181L180 118H179ZM188 116H186V118H185V121L187 120V117ZM65 117V118H64ZM111 117H113V120H112V118ZM153 117V118H152ZM156 117V118H155ZM158 117V118H157ZM168 117V118H167ZM176 117V118H175ZM39 118V119H38ZM43 118V117H42ZM64 118V119H63ZM71 118V119H70ZM99 120H98V119ZM101 118H104V119H101ZM111 118V119H110ZM119 118H121L120 120H119ZM123 118V119H122ZM129 118V119H128ZM141 118V119H140ZM189 118V119H190ZM38 119V120H37ZM115 119V120H114ZM118 119V120H117ZM126 119V120H125ZM132 119V120H131ZM156 121H155V120ZM101 120V121H100ZM148 120V121H147ZM171 120V121H170ZM173 120V121H172ZM43 121H40L39 123H41L42 122V124H43ZM105 121V122H104ZM108 121V122H107ZM112 123H111V122ZM117 121V122H116ZM120 123H119V122ZM131 121V122H130ZM156 122V123H154V122ZM167 121V122H166ZM183 122V123H186V122H188L189 120H187L186 122ZM61 122V123H60ZM122 122V123H121ZM133 122V123H132ZM152 124H151V123ZM106 123H107V125H106ZM110 123V124H109ZM158 123V124H157ZM109 124V125H108ZM155 124L157 125V126H155ZM165 124V125H164ZM112 125V126H111ZM115 126V129H114V126ZM124 125V126H123ZM133 125V126H132ZM120 126V127H119ZM153 126V127H152ZM89 127V125H84L83 127H82V129H84V128H88ZM103 127V128H102ZM106 127H107V129H106ZM111 129H110V128ZM119 127V128H118ZM122 127V128H121ZM157 127V128H156ZM161 129H160V128ZM169 127V128H168ZM43 128L44 127H40V129L43 131ZM63 128V129H64ZM113 128V129H112ZM116 128H118V129H116ZM121 128V129H120ZM99 129V128H98ZM109 129V130H108ZM132 129H133V131H132ZM157 129V130H156ZM168 129V130H167ZM39 130V129H38ZM41 130H39V131H37L38 133H41L42 131ZM51 130V132H50V134L52 135V129H50ZM85 130V129H84ZM103 130V131H102ZM105 130H107V131H105ZM113 130H114V132H113ZM124 130V131H123ZM143 130V131H142ZM116 131H118V132H116ZM121 133H123V135L122 134H119L120 132ZM156 131V132H155ZM107 132V133H106ZM37 133V134H38ZM101 133V134H100ZM113 133V134H112ZM115 133V134H114ZM54 134V133H53ZM96 134V135H95ZM98 134V135H97ZM100 134V135H99ZM138 134H140V138H138L139 140H136L134 137L136 136V135H138ZM116 135H118V136H116ZM126 135V136H125ZM158 135V136H157ZM218 135V133H216V134H214L213 136H217ZM104 136H105V138H104ZM120 136V137H119ZM154 136V137H153ZM157 136V137H156ZM163 136V137H162ZM173 136V137H172ZM117 137V138H116ZM105 140H108L107 141V143H105V142H102L104 139ZM125 138V139H124ZM143 138H145V139H143ZM210 138V137H209ZM94 139H97V138H94ZM157 139V140H156ZM118 140V141H117ZM121 141H123V142H121ZM157 141V142H156ZM164 141V142H163ZM142 143V145H141V143ZM120 143H122V144H120ZM139 144V145H138ZM159 144H160V146H159ZM163 144V145H162ZM165 144V145H164ZM121 145V146H120ZM138 145V146H137ZM179 145V146H178ZM181 145V146H180ZM197 145V146H196ZM128 146V147H127ZM162 146V147H161ZM97 147V148H96ZM109 147V148H108ZM126 147V148H125ZM101 148V149H100ZM128 148V149H127ZM140 148V149H139ZM164 148V149H163ZM167 148V149H166ZM180 148V149H179ZM96 149H98V150H96ZM103 149V150H102ZM151 149V150H150ZM187 149V150H186ZM200 149V150H199ZM104 150H105V152H104ZM107 150V151H106ZM117 150V151H116ZM133 150V151H132ZM160 150H165L164 152L163 151H160ZM181 150V152L179 153V151ZM186 150V151H185ZM189 150V151H188ZM109 151V152H108ZM114 151H115V153H114ZM167 151V152H166ZM106 152H107V154H106ZM184 152H185V154H184ZM196 152H198V153H196ZM101 153H105V156L103 155V154H101ZM119 155H118V154ZM134 153V154H133ZM164 153H166V154H164ZM168 153H171V154H168ZM176 153V154H175ZM193 153V154H192ZM97 154H99L98 155V157H97ZM111 154H113V156L111 155ZM136 154V155H135ZM147 154V155H146ZM168 154V155H167ZM182 154V155H181ZM187 154V155H186ZM189 154H190V156L192 157V159L190 158V156H189ZM195 154V155H194ZM232 154V155H231ZM133 155V156H132ZM174 155H176L177 157H179V158H181L182 160V162H184V161H187V162H185V163H181V162H179L180 161V159L178 160L177 159V157H175ZM179 155H181V156H179ZM193 155L195 156V158L193 159ZM231 155V156H230ZM101 156V157H100ZM154 156V157H153ZM163 156V157H162ZM166 158H165V157ZM168 156H172L170 159L168 158ZM174 156V157H173ZM186 156H188L189 158L186 160V159H184V157ZM102 157H104V158H102ZM116 157V158H115ZM134 157V158H133ZM100 158V159H99ZM130 158V159H129ZM219 158H221V160L219 159ZM98 159V160H97ZM146 159V160H145ZM166 159H168L167 161H166ZM174 159V160H173ZM212 159V158H211ZM222 159H223V161H222ZM240 159V160H239ZM110 160V161H109ZM124 160V161H123ZM135 160V161H134ZM164 160V161H163ZM173 160V161H172ZM208 160V161H207ZM229 160V161H228ZM176 161H178L177 163H175ZM198 161V160H197ZM203 161V163L201 164L200 162H202ZM212 161L213 163H212V165H210L211 163L210 162ZM220 163H219V162ZM99 162V163H98ZM128 162V163H127ZM167 162V163H166ZM205 162V163H204ZM233 162V163H232ZM119 163H121V164H119ZM175 163V164H174ZM181 163V164H180ZM198 163V164H197ZM239 163V164H238ZM96 164H97V166H96ZM113 164V165H112ZM156 164V165H155ZM167 164V165H166ZM178 164V165H177ZM201 164V165H200ZM214 164V165H213ZM219 164V165H218ZM224 164V165H223ZM238 164V165H237ZM126 165V166H125ZM170 165V166H169ZM190 165V166H189ZM200 165V166H199ZM217 165V166H216ZM110 166V167H109ZM114 166V167H113ZM152 166V167H151ZM214 166V167H213ZM222 166H223V168H222ZM238 166V167H237ZM94 167V168H93ZM165 167H167V168H165ZM221 167V168H220ZM226 167V168H225ZM103 168V169H102ZM200 168H202V169H200ZM229 168V169H228ZM232 168H234V169H232ZM102 171H101V170ZM125 169V170H124ZM142 169H144V170H142ZM193 169H195L196 171H194L195 172V175H196V177H195V175H193V173H191V172H193ZM198 169H199V171L200 172H198ZM210 169H212V170H210ZM219 171H218V170ZM232 169V170H231ZM167 170V171H166ZM190 170V171H189ZM99 171L101 172V173H99ZM141 173H140V172ZM203 171V172H202ZM93 172V173H92ZM97 172V173H96ZM134 173V175H133V173ZM137 172H139V173H137ZM188 172H190V173H188ZM196 172H197V174H196ZM205 172V173H204ZM216 172V173H217ZM109 173H111V174H109ZM202 173H204V174H202ZM209 175H208V174ZM203 176H202V175ZM212 176H211V175ZM91 175H93V176H91ZM101 175V176H100ZM103 175V176H102ZM130 175H132V176H130ZM206 175H207V177L208 176H211L209 179H207V177H206ZM213 175H214V177H213ZM96 176V177H95ZM97 176L99 177V178H97ZM116 176V177H115ZM166 176V177H167ZM201 176V177H200ZM88 177V178H87ZM101 177V178H100ZM114 177V178H113ZM122 177V178H121ZM206 177V178H205ZM84 178V179H83ZM90 178V179H89ZM119 178H121V179H119ZM87 179V180H86ZM91 179H93V180H91ZM98 179H100V180H98ZM117 179H118V181H117ZM199 180H201V181H199ZM209 180V181H208ZM72 181V180H71ZM76 183H75V182ZM84 181V182H83ZM89 181H90V183H89ZM99 181V182H98ZM117 181V182H116ZM214 181H216V180H214ZM49 182V183H48ZM88 182V183H87ZM93 182V183H92ZM81 184V186H80V184ZM83 183H85V184H83ZM87 183V184H86ZM114 183H116V185H114ZM75 184H76V186H75ZM79 186H78V185ZM95 184V185H94ZM99 184V185H98ZM106 184H108V185H106ZM112 184V185H111ZM48 185V186H47ZM92 186H95V188L97 189V192H98V194L100 195V197L103 199V204H102V206H103V208H101L102 206H101V204H99V205H93L94 207L93 208H95V210L94 209H92L91 207L92 206H89L87 203H84V205H80V206H82V207H80V208H82L83 210L81 211L80 210V208L79 207H76L77 205L79 206V204H80V202H81V200H80V202H78L79 200L78 199H82V201H83V199H85L84 197H87V196H83L84 194V192L85 191H87L88 189H90L91 190V187ZM100 186H102V187H100ZM114 186V187H113ZM99 188V190L100 191H98V188ZM106 187H107V189H106ZM41 188H43V189H41ZM80 188V189H79ZM165 188V189H164ZM255 189H257L256 188V186L254 187ZM35 189V190H34ZM38 189L39 190H43L42 192L41 191H39V193H38ZM87 189V190H86ZM93 190H94V187L92 188ZM95 189V190H96ZM104 189V190H103ZM112 191H111V190ZM82 190V191H81ZM106 190V191H105ZM160 190H163V191H165V190H171L172 191V189H169V187H161L160 188ZM31 191V192H30ZM108 191V192H107ZM112 192V194L110 193V192ZM41 192V193H40ZM101 192V193H100ZM125 192V193H124ZM37 193V194H36ZM106 193H108V194H106ZM110 193V194H109ZM39 195V196H38ZM51 195H52V198H51ZM63 197H62V196ZM110 196L111 195V198L110 197H106V196ZM126 195V196H125ZM133 196V198H131V196ZM129 196V197H128ZM67 197L68 198H71V200L69 199H67ZM129 199H128V198ZM25 198V199H24ZM60 198V199H59ZM63 200H62V199ZM67 200H66V199ZM113 198H114V196H113ZM124 198V199H123ZM28 199V200H27ZM31 199V200H30ZM38 199V200H37ZM53 199V200H52ZM101 199V200H102ZM107 199H108V202H105V201H107ZM27 200V201H26ZM46 200V201H45ZM112 200H114V199H112ZM127 200H130L129 201V203H131L132 201L131 200H133V202L131 203V204H129L128 205V202H127ZM47 201H48V203H47ZM55 201V202H54ZM63 201V202H62ZM65 201H67L66 203H65ZM116 201V200H115ZM46 202V203H45ZM50 202V203H49ZM124 202H126V203H124ZM22 204V207H20L21 206V204ZM62 203V204H61ZM78 203V204H77ZM108 203H110L111 205L113 204V205H115L116 203H118L119 205H122L123 206V204L125 205L124 206V208H123V212L121 211V209H120V207H122V206H120L119 208H117V209H120V212L119 211H117L116 212V207H118L119 205H115L114 207H113V205H112V207H111V205L110 204H108ZM24 204V205H23ZM41 204V205H40ZM46 204H47V206H46ZM49 204V205H48ZM68 204H74V205H72V206H74L73 208H72V206H71V208H72V210H73V212H74V210L79 214L80 213V211L82 212V213H80L79 215L76 213L75 214V212H74V214L76 215V217L75 216H73L72 214L70 215V213H71V208H69L70 207V205H68ZM69 207H68V206ZM76 205V206H75ZM86 205V206H85ZM105 205V206H104ZM106 205H108V207H107V209H106ZM128 205V206H127ZM29 206H31V207H29ZM39 206V212H37L38 211V209H37V207ZM62 206H64L63 208H62ZM131 206V207H130ZM45 207H46V209H45ZM60 207H61V209H60ZM67 207V208H66ZM104 207H105V209L106 210H103L104 209ZM23 208V209H22ZM78 209V211L76 210V209ZM97 208V209H96ZM110 208L112 209V208H114L113 210L115 211V213H114V211L113 212H110V213H108L109 212V210H110ZM65 209V210H64ZM19 210V211H18ZM20 210H23V211H20ZM24 210H25V212H24ZM36 210V211H35ZM43 210H44V213L46 212V214H45V216L43 217ZM91 210V211H90ZM97 210V211H96ZM28 211V212H27ZM33 211H34V213H33ZM67 211H69L68 213H67ZM87 211H89V213L87 212ZM96 212V214H95V212ZM102 211H104L105 212V214H104V212H102ZM108 211V212H107ZM110 211H112V210H110ZM129 211H131V210H129ZM41 212V213H40ZM87 212V213H86ZM94 212V213H93ZM97 212H99V213H97ZM102 212V213H101ZM118 212L119 213H121V214H118ZM125 212V213H124ZM26 213V214H25ZM42 215V217L43 218H40L41 217V215ZM56 213H58V214H56ZM60 213L62 214V216L60 215ZM92 215H91V214ZM127 213V214H126ZM23 214V215H22ZM34 214V215H33ZM54 214H56V216L54 215ZM86 214H88V216L86 215ZM103 214V215H102ZM124 214V215H123ZM129 214V215H128ZM133 215V217H132V215ZM6 215V216H5ZM36 215V216H35ZM38 215H40V216H38ZM52 215V218L50 217ZM63 215L65 216L64 218H66L67 216H69V218L71 219V221H72V223H71V225L70 226H68L69 225V221H70V219L67 217L66 219H69V223H68V225H66V223L65 222H67V220H65V219H61V218H63ZM78 215V216H77ZM98 217H97V216ZM101 215V216H100ZM113 215H114V217H113ZM117 215H120V216H117ZM131 215V216H130ZM135 215H137V217L135 216ZM20 217V219H19V217ZM31 216V217H30ZM33 216V217H32ZM39 217V219L38 218H36V217ZM47 216V217H46ZM74 218H73V217ZM80 216H81V218H80ZM84 216V217H83ZM90 216H92V217H90ZM127 218H126V217ZM128 216H130V218L128 217ZM136 218H135V217ZM143 216V217H142ZM50 217V218H49ZM57 217V218H56ZM78 217L80 218L79 220H78ZM97 217V218H96ZM103 217V218H102ZM125 219H124V218ZM141 217V218H140ZM5 218H7L8 220H6ZM31 218H36L35 220L34 219H31ZM46 218H47V220H46ZM88 220H87V219ZM92 220H91V219ZM107 218V219H106ZM132 218V219H131ZM134 218L136 219V220H134ZM148 218V219H147ZM150 218V219H149ZM152 218V219H151ZM9 219H11L12 221H9ZM42 219V220H41ZM58 219V220H57ZM73 219V220H72ZM128 219H130V220H128ZM139 219V220H138ZM4 220V221H3ZM37 220H36V222H37ZM51 220H53V222H54V225L57 223V221H58V223H65L63 226L65 227V225L67 226V228L65 227V229H66V231L67 232H65V230L63 231V233H62V237H60V236H57V234L55 233V231L53 230V231H51L52 233H50V228H46V223H47V226H50V222H51ZM55 220V221H54ZM59 220H62V221H60L59 222ZM81 221L82 222V224H81V222H80V224H79V222L78 221ZM84 222H83V221ZM109 220V221H108ZM120 220V221H119ZM148 220V221H147ZM5 222V224H7V222H9L8 223V226L6 225V226H4V228L5 227H7V228H2L1 229V227H3L2 225L4 224L3 222ZM7 221V222H6ZM25 221H26V223H25ZM100 221V222H99ZM140 221V223L139 224H141L140 226L138 225V222ZM146 221V222H145ZM164 221V222H163ZM16 222V223H15ZM33 222H32V224L30 225L29 224V226L30 227H32V228H35L34 227V224H33ZM43 222V223H42ZM46 222V223H45ZM56 222V223H55ZM112 222H113V224H112ZM125 222V223H124ZM145 222V223H144ZM20 223V224H19ZM75 223V224H74ZM94 223V224H93ZM100 223H101V225H100ZM115 223V224H114ZM116 223L118 224V223H120L121 225H124L123 226V228H122V226L120 225H116ZM124 223V224H123ZM132 223V224H131ZM135 223V224H134ZM161 223V224H160ZM16 226H15V225ZM41 224H42V226H41ZM44 224V225H43ZM126 224V225H125ZM136 224H137V226H136ZM145 224V225H144ZM22 225V226H21ZM41 227H40V226ZM82 226V227H77V226ZM134 225V227H132ZM166 225V226H165ZM169 225V226H168ZM170 225H171V227H170ZM16 228H15V227ZM18 226V227H17ZM39 226V227H38ZM127 226V227H126ZM129 226V227H128ZM136 226V227H135ZM141 226H143V227H141ZM152 226V227H151ZM45 227L46 228V230H45V228L43 229V228ZM72 229H71V228ZM106 227V228H105ZM141 227V228H140ZM148 227V228H147ZM162 227V228H161ZM41 228V229H40ZM76 229L77 231H76V233H77V236H78V238L80 237L81 238V240H80V238L79 239H77L76 237V235L74 236V234H75V230H73V229ZM77 228H79V229H77ZM136 228V229H135ZM145 228H147V229H145ZM14 229H19V230H17V231H13ZM21 229V230H20ZM40 229V230H39ZM44 231H43V230ZM69 229V230H68ZM143 229H145V230H143ZM164 229V230H163ZM168 229V230H167ZM9 231L10 233H6L5 231ZM42 230V231H41ZM49 230V231H48ZM72 230V231H71ZM120 232H119V231ZM134 230V231H133ZM137 230V231H136ZM141 230H142V232H141ZM155 230H156V232H155ZM161 230V231H160ZM42 232V234L45 232V234H40L41 232ZM106 231V232H105ZM112 231V232H111ZM114 231V232H113ZM117 231H118V233H117ZM123 231V232H122ZM144 231V232H143ZM152 231V232H151ZM170 233H169V232ZM46 232H48V233H46ZM65 232V233H64ZM70 232V233H69ZM74 232V233H73ZM89 232V233H88ZM94 232V233H93ZM98 234H97V233ZM100 232V233H99ZM117 233V235L119 234L120 236H122V234H124L123 236L125 237H117L116 236V233ZM134 232V233H133ZM150 232V235L149 234H147V233H149ZM166 232H168V233H166ZM16 233V234H17ZM68 233H69V235H68ZM73 235H72V234ZM86 233V234H85ZM91 233H92V235H91ZM107 235H106V234ZM110 233V234H109ZM120 233H122V234H120ZM142 235H141V234ZM145 233V234H144ZM16 234H13V235H16ZM46 234H48V235H46ZM52 235V237H51V235ZM88 234V235H87ZM147 234V235H146ZM10 235H12V234H10ZM41 235V236H40ZM96 235V236H95ZM98 235V236H97ZM102 235V236H101ZM137 235V236H136ZM139 235V236H138ZM145 235H146V237H145ZM63 236H65V237H63ZM68 236H69V239H68ZM114 236V237H113ZM155 236V237H154ZM157 236V237H156ZM73 237V238H72ZM96 237H98V238H96ZM107 237V238H106ZM112 237L114 238V240H113V242L116 240V239H120V240H116L118 243H117V246H116V242H114V243H112V244H114L115 246H113L111 243H107L106 241H107V239L109 238V239H111L112 240ZM117 237V238H116ZM132 237V238H131ZM135 237V238H134ZM139 237V238H138ZM145 237V238H144ZM151 237H153V239L151 238ZM191 237V239H192V237L193 236H190ZM57 241L58 240V243L54 240V239ZM57 238V239H56ZM60 238V239H59ZM66 238V239H65ZM76 238V239H75ZM95 238V239H94ZM103 238H105V239H103ZM138 238V239H137ZM147 238H149V240L147 239ZM157 238H159L160 239V241L157 239ZM206 238H207V240H206ZM45 239H47V240H45ZM52 239H53V241H52ZM62 239H64V240H62ZM125 239V240H124ZM144 240V241H141V240ZM146 239V240H145ZM152 239V240H151ZM189 239V240H188ZM189 237L187 238V240L185 241V243L187 244H185L186 246H187V249L189 250V251H191V253H195L194 254V256H196V259L197 258H203V257H205V255H206V252L208 251V249H209V246H210V244L211 243H209V242H211L210 240H209V238L208 237H206V236H201V237H198V238H196L195 236L193 237V240H191ZM203 239V240H202ZM59 240H60V242H59ZM65 240H67V242L68 243H66V241ZM78 240H79V242L81 241V243H79L78 242ZM96 240V241H95ZM139 240V241H138ZM154 240H157L156 242L158 243V244H154V243H156ZM202 240V241H201ZM49 241V243H47ZM83 241V242H82ZM119 241H121V242H119ZM136 241V242H135ZM159 241V242H158ZM188 241V242H187ZM191 241V242H190ZM201 243H200V242ZM138 242V243H137ZM144 244H143V243ZM161 242V243H160ZM195 242H197V243H199V245L197 244V243H195ZM207 242V243H206ZM80 244V245H78L79 247H75V251L78 249V251L76 252V254H75V251L73 250V252L74 253H71V252H69V251H71L72 249H74V246L76 245L77 246V244ZM82 243H83V245H82ZM105 243V244H104ZM125 243V244H124ZM141 243L143 244V246H144V248L143 249H141L143 246L141 245ZM152 243V244H151ZM55 244V245H54ZM71 244H72V246H71ZM74 244V245H73ZM107 244V245H106ZM111 246H110V245ZM119 244V245H118ZM141 245V248H140V245ZM86 245V246H85ZM109 245V246H108ZM136 245H138V246H136ZM151 246V247H149V246ZM154 245H155V247H154ZM194 245H196V246H194ZM51 246H53V247H51ZM71 246V247H70ZM91 246H92V248H91ZM113 246V247H112ZM124 246H125V248H124ZM63 247V248H62ZM67 248V251H66V248ZM69 247V248H68ZM85 247H86V249H85ZM129 249H128V248ZM135 248V249H132V248ZM136 247H137V249H136ZM146 247V248H145ZM153 247V248H152ZM190 247V248H189ZM65 248V249H64ZM80 248V249H79ZM196 248V249H195ZM208 248V249H207ZM65 250V253L63 252V250ZM145 249V250H144ZM152 249V250H151ZM191 249H193V250H191ZM204 249H206V250H204ZM61 250H62V256H60L59 255V253L61 252ZM80 250V251H79ZM89 250V251H88ZM109 250H114L113 252L112 251H109ZM122 250V251H121ZM130 250V251H129ZM134 250V252H131V251H133ZM140 250H142L141 252V254H140ZM60 251V252H59ZM117 251V252H116ZM192 251H194V252H192ZM59 252V253H58ZM66 252H67V254H66ZM69 252V253H68ZM91 252L92 253H95V252H98L97 254H102L103 256L105 255L106 256V260L104 259V258H102L103 259V261H101L102 259L101 258H94V256H92L91 255ZM112 252V253H111ZM138 252V254H136ZM201 252H202V256H199L198 257V255H197V253H199V254H201ZM90 253V255L93 257H89L90 255H87V254H89ZM113 253H114V255H113ZM115 253H118L117 254V256H116V254ZM120 253H121V255H120ZM129 255H128V254ZM134 253V254H133ZM205 253V254H204ZM72 254V255H71ZM110 254H112L113 256L111 257L110 256ZM204 254V255H203ZM65 255H67V256H65ZM75 255V256H74ZM101 255V256H102ZM125 255V256H124ZM135 255V256H134ZM104 256V257H105ZM120 256V257H119ZM110 257H111V259H110ZM118 257V258H117ZM121 257L122 258H124L123 260L121 259ZM113 258V259H114ZM126 258V259H125ZM128 258V259H127ZM54 259V258H53ZM72 259V260H71ZM98 259V260H97ZM109 259V260H108ZM119 259V260H118ZM120 259H121V263H119V261H120ZM135 259H133L134 260V262L133 263H135ZM39 260V258H36V261H38ZM71 260V261H70ZM108 260V261H107ZM118 260V261H117ZM50 261V260H49ZM48 261V263H50ZM52 261V260H51ZM99 261V262H98ZM105 261H107V262H105ZM114 261V260H113ZM123 261V262H122ZM131 261V262H130ZM53 262V261H52Z\"/></svg>",
  "mask_w": 264,
  "mask_h": 264
}]
</instances>
